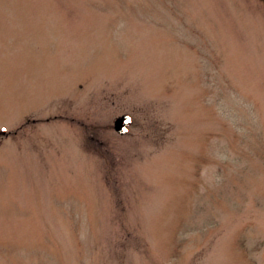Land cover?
I'll return each instance as SVG.
<instances>
[{
	"label": "rangeland",
	"instance_id": "rangeland-1",
	"mask_svg": "<svg viewBox=\"0 0 264 264\" xmlns=\"http://www.w3.org/2000/svg\"><path fill=\"white\" fill-rule=\"evenodd\" d=\"M0 264H264V0H0Z\"/></svg>",
	"mask_w": 264,
	"mask_h": 264
},
{
	"label": "water",
	"instance_id": "water-1",
	"mask_svg": "<svg viewBox=\"0 0 264 264\" xmlns=\"http://www.w3.org/2000/svg\"><path fill=\"white\" fill-rule=\"evenodd\" d=\"M131 124V120L128 116L122 115L113 120L112 130L119 136H124L128 132V127ZM4 131H2V134Z\"/></svg>",
	"mask_w": 264,
	"mask_h": 264
}]
</instances>
